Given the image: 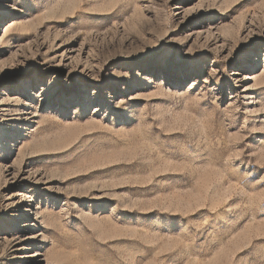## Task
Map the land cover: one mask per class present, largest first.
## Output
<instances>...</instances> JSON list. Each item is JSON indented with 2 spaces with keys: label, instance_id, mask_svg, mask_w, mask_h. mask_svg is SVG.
<instances>
[{
  "label": "rangeland",
  "instance_id": "374dc122",
  "mask_svg": "<svg viewBox=\"0 0 264 264\" xmlns=\"http://www.w3.org/2000/svg\"><path fill=\"white\" fill-rule=\"evenodd\" d=\"M0 264H264V0H0Z\"/></svg>",
  "mask_w": 264,
  "mask_h": 264
}]
</instances>
